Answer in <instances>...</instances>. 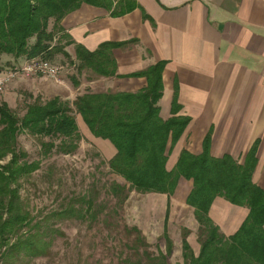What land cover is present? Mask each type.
Segmentation results:
<instances>
[{
    "label": "trees",
    "instance_id": "16d2710c",
    "mask_svg": "<svg viewBox=\"0 0 264 264\" xmlns=\"http://www.w3.org/2000/svg\"><path fill=\"white\" fill-rule=\"evenodd\" d=\"M81 4L102 8L110 17L136 7L133 0L114 3L113 0H0V58H10L8 63L0 64V73L31 59L51 64L54 56L61 55L72 63L78 75L122 77L115 73L110 52L119 43L101 42L88 51L74 43L60 26L64 16ZM69 45L73 55L64 49ZM163 66L164 61H160L124 75L144 79V87L134 92L84 91L70 102L58 95L44 100L33 96L20 117L0 101V264H20L44 255L54 235L62 234L48 226L50 220H95L96 211L87 195L70 199L57 211L40 217L27 211L19 195L20 181L36 171L39 162L27 160L26 153L17 147V136L26 133L47 138L39 143L41 156L51 151L69 154L81 139L76 117L92 138L107 141L113 149L105 164L108 172L124 184L112 180L107 192L119 204L130 190L163 194L168 199L180 180L188 183L183 202L192 209L197 225V250L194 252L187 242L186 231L180 239L181 264H264V188L251 181L256 141L239 163L228 154L212 155L207 131L198 153L180 149L167 168V157L189 118L176 115L179 108L175 94L169 103V117L159 116L157 101L161 96ZM69 80L72 87L78 85L72 76ZM216 198L244 211L236 229L226 236L208 216ZM130 230L136 234L134 242L139 243L138 230L135 227ZM163 237L165 254L142 250L145 264H169L166 257L171 252V243L165 229Z\"/></svg>",
    "mask_w": 264,
    "mask_h": 264
},
{
    "label": "crops",
    "instance_id": "0c3cea01",
    "mask_svg": "<svg viewBox=\"0 0 264 264\" xmlns=\"http://www.w3.org/2000/svg\"><path fill=\"white\" fill-rule=\"evenodd\" d=\"M133 1L136 7L117 17L81 4L60 21L64 33L88 51L101 42L120 44L110 52L115 73L122 77H100L90 83H105L102 91L134 92L144 87V79L123 76L164 61L159 116L169 117L175 94L176 115L189 118L173 148L172 163L180 149L198 153L203 136L210 131V153L234 159L240 154L239 163L256 141L254 175L264 183V0ZM64 49L73 52L72 45ZM8 61L9 57L0 58V64ZM62 78L58 75L71 99L90 86L80 83L73 88ZM39 80L17 77L6 85L0 99L11 107L12 96L25 83L31 85V92L66 98L59 86ZM99 142L107 145L103 152L110 157L112 147L107 141ZM256 185L264 188V184ZM208 215L228 235L244 211L216 198Z\"/></svg>",
    "mask_w": 264,
    "mask_h": 264
},
{
    "label": "rangeland",
    "instance_id": "374dc122",
    "mask_svg": "<svg viewBox=\"0 0 264 264\" xmlns=\"http://www.w3.org/2000/svg\"><path fill=\"white\" fill-rule=\"evenodd\" d=\"M51 62L57 68V75L66 80L65 83L71 84L69 77L72 76L78 84L90 85L85 86V91L103 92L105 83H90L100 77L94 74H89L88 77L82 75L84 73L76 74L72 63L69 64L61 55L54 56ZM20 66L23 67L24 64ZM24 77L47 79L33 75ZM16 78H4L2 91ZM49 80L59 86L62 93L67 94L65 98L67 101L72 100L71 93L64 83H58L53 79L46 81ZM20 89L17 90L16 96H12L13 105L10 107L18 117L33 96L43 100L53 97L47 93L44 95L43 92H31L32 87L27 83ZM6 90L8 92L9 89ZM59 96L62 98L63 94ZM75 121L77 128L80 126L81 139L76 149L69 154L51 151L47 156H41L39 143L47 141V138L41 139L26 133L17 136V147L26 153L27 160L39 162L38 169L20 181L19 195L24 207L35 217L57 211L68 200L87 195L96 211L95 220L93 222L74 218L50 220L48 226L62 234L54 235L44 255L23 260L20 264H145L142 261L144 255L141 254L142 250L155 255L158 251L165 254L164 229L171 243V252L166 257L167 263L181 264L180 239L186 231L188 232L186 240L196 252L197 225L192 216V209L183 202L188 183L180 180L173 195L168 199L163 194H141L130 190L123 203L119 204L116 198L108 194L107 187L112 180L120 185L124 184V181L108 172L105 164L108 157L103 152L107 145L99 142L100 139L92 138L83 125L81 126L78 117ZM52 141L57 142L56 139ZM173 153L174 149L167 157V168L172 164ZM254 173L255 168L251 174V181L255 184H264L256 180ZM209 218L211 219V216ZM211 221L213 222L212 219ZM131 227L138 230L139 243L134 242L136 234L130 230ZM218 230L227 235L222 229Z\"/></svg>",
    "mask_w": 264,
    "mask_h": 264
},
{
    "label": "built area",
    "instance_id": "2783aa9c",
    "mask_svg": "<svg viewBox=\"0 0 264 264\" xmlns=\"http://www.w3.org/2000/svg\"><path fill=\"white\" fill-rule=\"evenodd\" d=\"M29 75L53 79L54 81L60 83V80H58L57 68L55 66L45 61L31 59L24 61L23 67H14L0 76V92L4 87V78Z\"/></svg>",
    "mask_w": 264,
    "mask_h": 264
}]
</instances>
